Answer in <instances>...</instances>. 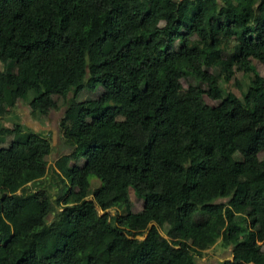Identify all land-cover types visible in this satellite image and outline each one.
Wrapping results in <instances>:
<instances>
[{
	"label": "trees",
	"instance_id": "1",
	"mask_svg": "<svg viewBox=\"0 0 264 264\" xmlns=\"http://www.w3.org/2000/svg\"><path fill=\"white\" fill-rule=\"evenodd\" d=\"M255 61L264 0H0V104L46 116L57 93L72 148L48 176L51 137L19 118L0 125L13 133L10 158L0 154V264H196L207 237L231 247L219 264H264L251 235L264 232ZM174 72L187 80L180 99ZM28 182L54 184L55 198Z\"/></svg>",
	"mask_w": 264,
	"mask_h": 264
},
{
	"label": "rangeland",
	"instance_id": "2",
	"mask_svg": "<svg viewBox=\"0 0 264 264\" xmlns=\"http://www.w3.org/2000/svg\"><path fill=\"white\" fill-rule=\"evenodd\" d=\"M23 59L19 60L18 63L21 64ZM255 67L256 70L260 76V79L255 80L251 83V86L254 88L260 89L264 82L262 79H264V66L258 62L255 61ZM198 68L201 67L200 64H196ZM211 70V68H209ZM236 77L241 80L244 89L246 88V81L242 76L241 72L236 73ZM172 80L174 84V89L172 92V96L175 99H180L184 95L186 88H187V80L184 78V75L179 72L172 73ZM233 79H231L228 83L225 84V86H228L231 88V91L239 96L238 89L233 85ZM222 82V81H221ZM224 82H222L223 84ZM224 85V84H223ZM37 93H39V90H36ZM95 92H88V91H82L79 95L80 99H87L95 97ZM54 105L52 110L49 112L46 116H33L30 113V109L27 106V101L20 100L11 111H6V108L0 104V125L12 128L14 120L17 118L20 119L21 123L28 126L29 128L34 129L35 131H41L45 135L50 136L52 140V151L51 153L46 156L42 163L45 166V170L48 176H51V172L54 167V162L56 158L63 154L68 153L72 150L71 147L65 146L63 144L62 139V133L59 130L58 123L60 121V118L62 117L63 111H64V100L63 98L58 95L57 93H54L52 95ZM205 100L211 103H216V101H212L205 97ZM13 112V113H12ZM83 113L81 112L79 114V117H82ZM121 119V118H120ZM239 120L241 122V125L243 128H246L248 130H253L254 126L252 122L245 116L242 115L239 117ZM86 121H90L89 118H86ZM11 131V130H10ZM1 135L4 136V140L2 143H0V154L3 157V159L8 160L11 156V146L13 142V133L9 132H0ZM82 161H80L81 163ZM74 164L72 161L71 164H74V171H78L79 164ZM92 184L99 183L98 179L95 177H91ZM27 185L29 188H32L33 191L37 192L40 197L42 198H48L50 200H53L55 198V186L47 187V185H40L38 187H35L32 185L31 182H28ZM20 194V190L16 193V195ZM131 200L133 207L132 209L134 211L139 210L142 207V200L138 199L134 196V194L131 192ZM59 209H62L59 208ZM98 211L100 213L103 212H109L111 215L115 214L114 209L111 207L104 205L102 207H98ZM253 233V232H252ZM258 243H261L264 240V232L259 234H251ZM195 247L201 252L200 256L195 257L196 264H219L222 260L226 258H231V247H223L218 240H214L210 237H207L205 239L199 240Z\"/></svg>",
	"mask_w": 264,
	"mask_h": 264
}]
</instances>
